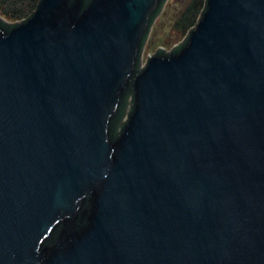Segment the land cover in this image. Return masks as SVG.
I'll return each mask as SVG.
<instances>
[{
    "label": "water",
    "instance_id": "95a60500",
    "mask_svg": "<svg viewBox=\"0 0 264 264\" xmlns=\"http://www.w3.org/2000/svg\"><path fill=\"white\" fill-rule=\"evenodd\" d=\"M163 1L0 19V264H264V0L144 63Z\"/></svg>",
    "mask_w": 264,
    "mask_h": 264
},
{
    "label": "trees",
    "instance_id": "16d2710c",
    "mask_svg": "<svg viewBox=\"0 0 264 264\" xmlns=\"http://www.w3.org/2000/svg\"><path fill=\"white\" fill-rule=\"evenodd\" d=\"M88 3L91 0H87ZM167 0H164L161 4L160 9L154 16V20L164 7ZM40 0H0V11L4 13L10 20L20 18L21 21L19 23H23L27 21L36 11L38 4ZM206 10V0H188L186 7L184 10L179 14L177 17L173 29L180 33V34H186L188 35L189 32L192 31V27L196 26L197 19L200 17L204 11ZM153 20V21H154ZM6 23L8 21H5ZM2 23V26H4L7 30H11L13 27L17 25V23ZM10 23V24H9ZM188 31V32H187ZM149 34V33H148ZM148 34H146L142 41L141 50H143L146 39L148 37ZM188 40L186 38L184 40V43ZM183 44L178 45L174 48L172 52H177L181 49ZM164 51L162 49L157 50L158 51ZM141 66V56L138 59L137 67L138 70ZM133 91L132 89H129L128 92L124 95L123 101L119 107V112L117 117L113 120L111 123L110 128V136L112 139H115L119 134L121 129L125 126L126 120L125 118L130 114L132 111H127L128 106L130 105V97L132 96Z\"/></svg>",
    "mask_w": 264,
    "mask_h": 264
},
{
    "label": "rangeland",
    "instance_id": "374dc122",
    "mask_svg": "<svg viewBox=\"0 0 264 264\" xmlns=\"http://www.w3.org/2000/svg\"><path fill=\"white\" fill-rule=\"evenodd\" d=\"M187 2L188 0H167L163 11L153 26L151 35L145 46L143 54L144 63L147 58L156 53L157 50L163 49L166 52H171L175 47L184 42L187 33L180 34L173 29V26L179 14L186 7ZM0 19L10 23H17L21 21L20 18L10 20L1 11ZM196 22H198V19ZM192 28H194V26Z\"/></svg>",
    "mask_w": 264,
    "mask_h": 264
}]
</instances>
